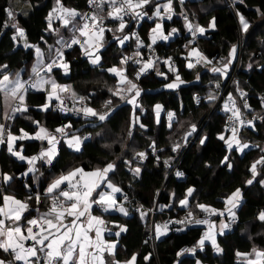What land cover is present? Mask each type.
I'll use <instances>...</instances> for the list:
<instances>
[{"label": "trees", "instance_id": "16d2710c", "mask_svg": "<svg viewBox=\"0 0 264 264\" xmlns=\"http://www.w3.org/2000/svg\"><path fill=\"white\" fill-rule=\"evenodd\" d=\"M14 1L0 0V65H8L4 71L12 73L13 76L19 72L24 80H28L31 69L37 61L35 47L26 48L23 39L18 38L14 41L12 37L16 35L15 29L11 26L4 27L6 22L10 23L7 10L12 9ZM20 2L17 22L20 27L25 29L27 43L38 46L47 63L54 56L55 48L59 47L57 44L59 28L54 26L56 31L46 30L48 23L46 17L55 6L56 0H20ZM23 2L31 6L32 10L29 14H27ZM62 3L68 8L78 10L81 14L88 7V0H62ZM154 3L155 1H153V5ZM173 7L176 14L172 20L163 24L166 32L171 31L172 28L178 29V36L169 42H158L154 47L160 55L170 57L176 62L177 74L185 83L176 89L168 90L165 85L173 82L175 75L170 69H165L162 66L157 68L162 73L166 72L167 78L156 77L153 74L136 81L143 89L139 97L143 110L136 109V115L139 117V122L145 124L146 127L141 129L137 124L132 129V136L129 137L127 131L132 117V106L120 102L109 92V89L116 85L118 77L110 74L107 69L114 65L120 66L119 61L123 56L138 51L136 50V41L128 42L124 47H120L113 38V32L107 31L104 34V42L107 41V47L105 46L100 51L102 56L100 65L94 66L82 50L74 49L72 52L64 54L65 60L69 64L67 74L63 69L55 68L51 76L57 83L71 86V90L75 91L77 97L84 96L87 104L98 111H103L104 102L112 99L115 111L105 122H100L92 117L90 119L73 117L65 119L54 107L47 112L41 110L39 106L46 102V92L36 90L27 92L28 112L20 116L15 115V119L9 121L10 130L14 134L19 135L20 129L33 134L34 130H37V125L33 121H39L40 125L49 131L71 123L70 130L79 135L83 133L86 138L82 142L80 151H72L62 143L58 145V155L50 165L43 163L42 169L39 170L38 181L34 177L35 174L23 175L28 170L27 162L12 156L7 151V145H2L0 148V172L13 176V180L7 185H0V187H3L7 194L14 195L21 201H27L30 207L25 217L36 218L39 211L49 209L51 201L46 195V189L49 183L61 174H66L69 172L68 170L76 166L84 168L85 171H92L107 163H115V171L110 172L109 179L119 186L131 201L130 205L127 204L130 216L103 213V218L108 221L109 227L121 224L128 228L127 233L121 234L119 238L120 245L116 251L117 259L123 261L135 253L137 254V264H177V260L180 261V264H195L196 260L201 261V264H243L240 262V257L235 255L237 251L250 253L253 247L264 250V224L257 219L258 213L264 208V188L258 182H254L252 186L244 183L246 179L250 178L249 166L262 154L260 150H251L239 155L233 150L230 155L233 168L229 170L220 164L223 156L228 154L224 142L217 138L220 133L229 135L225 128L224 113L221 112L224 99L212 112V108L219 98L208 102L207 97L210 90L218 91L219 94L226 90L225 98L231 93L243 115L250 118L256 117L257 114L264 116V105L260 99L264 96V16L259 15L256 11L259 8L264 12V0H244V4H239L235 0H185L182 5L183 9L175 2ZM152 8L153 6L149 5L146 9L151 12V15L153 14ZM237 11L242 13L251 24L246 34L240 31ZM185 15L194 25L199 24L208 30L205 36L199 37L198 44L195 46L209 60L213 61V66H219L218 62L220 63L221 58L228 56L233 45L238 47L240 59L238 70L236 69L237 65L232 63L227 78H224L210 70L203 71L199 66L191 69L187 67L186 51L183 49V45L188 39ZM100 16L105 17L107 28L115 30L117 22L110 20L106 11L100 13ZM213 17H215L216 27L210 28L209 24ZM156 22V19L149 20L146 15L138 29V35L147 45L151 44L150 31ZM53 23L57 24V21L52 20ZM129 31L131 29L127 25L124 33ZM115 34L120 35V32ZM50 46L53 49L51 52L49 51ZM139 52L142 56H146L143 49ZM249 64H252L251 69L248 67ZM126 66V75L130 79H134L133 75L140 65H134L129 61ZM233 74H235L234 78ZM197 75L200 77L199 80H197ZM100 84H104V88ZM217 84H219V88L216 87ZM238 87L247 93L244 99H241L240 92L237 91ZM195 94H200L204 98L203 104L199 107L194 105ZM245 101L250 105L248 110L243 107ZM156 104L163 106L159 122L156 120L154 111ZM168 112L174 113L171 121H169ZM3 113L4 100L3 94L0 93L1 119H3ZM191 124H195L196 128H200L202 132L190 148L186 149L184 144L185 149L173 152V146L176 143H181L184 134L190 130ZM254 125L255 130L248 126L238 134L246 136L255 134L257 131L260 132L257 135L259 140L264 141V120L256 118ZM102 132L113 134L115 139L121 137L119 139L122 141L110 144L111 141H107V138L101 135ZM88 136L90 138H87ZM203 136H207L208 139L205 145L201 146L199 139ZM105 143L110 144L109 147ZM153 144L155 151L151 149ZM21 145L23 154L26 156L38 155L42 149L46 148L45 143L37 140L17 141L15 147L19 148ZM131 149L148 154L146 161L142 163V171L139 176H134L128 169V166L139 165ZM165 160H169L170 166L164 164ZM125 161H129L130 164H126ZM176 164H178L179 170L184 173L185 182H178L171 176ZM259 179L258 176L257 181ZM189 187L194 188L195 191L189 199L188 208H182L179 205V200L184 198ZM238 187L243 190L244 199L236 211L237 223L232 229L226 230L223 236L217 235L218 243L224 250L222 254H217L211 244L206 242L203 252L198 249L195 256L185 253V255L177 257V252L196 245L205 230L200 225H190L180 233L167 234L160 239H152L154 244L152 243L149 227H151L153 219L156 223L167 222L170 219L185 216L189 210L193 211L196 217H202V212L196 208L198 203L224 210L225 198ZM173 193L175 197H173ZM36 195L40 197L39 204L35 201ZM29 196L33 198L28 199ZM141 206L144 211L148 212L144 219H141L140 211L138 214L135 213ZM154 207H156L155 214H152L153 212L150 213L149 210ZM221 220L227 222L226 214L224 217L217 216L214 219L217 228ZM0 256L4 257L1 252ZM144 256H149L150 259L144 261L142 259Z\"/></svg>", "mask_w": 264, "mask_h": 264}, {"label": "snow or ice", "instance_id": "6c2138e0", "mask_svg": "<svg viewBox=\"0 0 264 264\" xmlns=\"http://www.w3.org/2000/svg\"><path fill=\"white\" fill-rule=\"evenodd\" d=\"M239 4H244V0H235ZM183 4L184 0H180ZM90 7L102 11L107 5L109 11L107 17L117 22L115 30L107 28L104 24V16L97 14V11L91 12V14H81L76 9L68 8L64 6L62 0H56L55 6L48 13L46 20V30L56 31L53 28L52 20L55 17L59 20L64 27L72 25V36L68 41H64L63 38L57 40V44L61 47L55 48L54 56L49 62H45L44 54L38 46L27 43V37L25 29L20 27L16 20V14L11 10H7L8 20L11 21V27L15 29L16 35L12 37L14 41L18 38L25 40V47H35L37 61L31 69V75L28 80H24L19 72L14 76L10 72L4 71L8 68V65H0V93L4 97V113L3 119L5 123H0V145L6 144L7 151L17 159L26 161L28 164V170L23 175L28 173L35 174L39 171L36 168L38 161L51 164L52 161L58 155V144L61 139H64L67 146L75 151H80L82 146V138L79 135L69 134L66 130L72 127L71 123L61 125L49 131L46 127L40 125L39 121H33L37 125V130H34L33 134L19 130V135L14 134L10 127L7 125V121L14 120L16 113L28 112L29 108L26 103V95L29 88L37 91H44L47 93L46 102L39 107L42 111L47 112L52 105V101L55 100L58 103L56 108L61 112H74L76 114H83L84 117H92L100 122H105L109 119L112 113L115 111L113 107V100L109 99L103 104V111H98L93 107L83 103L86 98L83 96L77 97L75 91L71 90L69 85H61L51 77V73L54 67L63 69L67 74L69 70V64L64 59L63 48H71L73 45H79L82 52L88 57L89 61L94 65H100L102 56L99 54V50L103 47L104 34L106 31L113 32V38L116 42L123 47L125 42L135 38L137 48L148 47L151 48L158 40L167 41L172 34L178 32V29L172 28L171 32L166 34L163 21L165 19L172 20L176 14L173 8V0H167L166 3H160L159 0L153 5V0H88ZM153 5L152 17L155 18V26L151 28L149 39L151 44L145 45L140 36L129 31L124 33L127 27V21L124 17L128 16L131 19L142 20L148 15L147 6ZM257 13L264 16L259 8L256 9ZM239 20L240 31L242 33H248L251 27L250 22L239 11L236 12ZM80 17V21L77 22L76 18ZM185 19V27L191 33L193 40L199 35L206 33V28L191 23L187 16ZM6 22L4 27H8ZM210 28H215V17L212 18ZM95 31H92V30ZM120 32L122 35L117 36L115 33ZM78 34V35H77ZM80 37H84L81 40ZM43 39V37H41ZM53 49L49 48L51 52ZM237 52L236 45L230 48L228 56L221 58L219 66H212L210 71L218 73L224 78H227L230 66L235 60ZM190 57H196L195 62L189 61L187 67L193 68L195 64L203 62L205 65L213 64L212 60H209L198 48H192L189 52ZM137 57H140L139 59ZM159 59L158 57L156 58ZM129 61L133 64L140 65L136 71L135 79H130L126 73L127 68L123 67L128 65ZM171 58L164 60L165 64H169ZM120 66H112L107 69L109 73L118 77V81L113 88L109 89V92L113 97L118 98L120 102H124L132 106V117L129 123L128 136H132V129L139 124L141 129L146 127L145 124L139 122V117L136 115V109H142V105L139 101L143 89L136 82L140 79L141 75L145 74L149 70L154 69L157 76H164L165 74L160 72L155 67V61L152 58L144 60L142 54L139 51L133 53L132 57L123 56L119 61ZM248 67L251 69L252 64ZM47 73L48 75H42ZM167 78V77H165ZM197 75V80H199ZM185 83L179 74H176L175 80L165 85L168 89H176L181 84ZM219 88V84L216 85ZM240 92L241 99L247 96V93L242 89L237 88ZM71 92L73 100V107L68 108L64 106V101L58 93ZM77 98L82 102L81 107H75V101ZM209 102L217 99L214 94H209L207 97ZM262 104H264V97L261 98ZM199 103V99H197ZM244 108L250 109V105L245 101ZM163 106L156 104L154 111L156 113L157 122H159V115ZM223 110L231 113L228 117L230 122L226 132L220 133L218 139L223 141L226 145L228 154L224 155L220 160V164L231 170L233 168V162L230 159L231 152L235 149L237 152L243 154L245 149L250 146L248 143L243 142L238 133L239 129L244 127L245 124L249 127H255L254 119L259 118L264 120V116L257 114L253 119L245 121L242 117L241 108L237 106L235 98L229 93L227 100L224 102ZM169 121L174 117L173 112H168ZM30 119V117H29ZM197 131L196 125L191 124L190 130L187 131L183 137L184 143L188 142V137L192 136ZM59 134V135H57ZM86 138V137H85ZM208 137L203 136L199 139L201 146L205 145ZM23 140H37L46 141L48 147L42 149L38 155L26 156L23 154V146L19 148L14 147L17 141ZM180 143H176L172 151L176 152L181 148ZM155 151V145H152ZM264 152V150H262ZM136 157L140 160L147 158L145 152H137ZM159 160V157H157ZM126 164H130L129 161H125ZM164 164L170 166L169 160H165ZM116 168L115 163H107L103 168H96L92 171H85L84 168L78 167L61 174L58 178L51 181L46 189V195L50 198L49 210L46 213L38 215L36 218H27L24 213L29 209L30 205L27 201H21L14 195L4 192L3 187H0V251L6 254L9 258H0V264H137V254H132L129 259L119 260L116 258V248L118 239L108 240L105 239V233H109L110 236L119 238L121 233H127L128 228L126 225L114 224L116 231H112L107 227L108 221L103 218V213H110L116 211L123 216H128V209L124 207L117 198L118 193H122V189L112 183L109 179V173L114 172ZM134 176H139L142 169L137 166L130 168ZM250 178L246 179L244 183L248 186H252L254 182H258L264 185V154L260 155L258 159L254 160L248 168ZM177 177H182L183 172L176 171ZM260 177L257 181V177ZM13 180V176L8 173L0 172V185H7ZM67 184V189L61 186ZM103 186V187H102ZM27 187V186H26ZM97 189H100L97 191ZM110 190V191H109ZM194 188L189 187L183 199L179 200V205L182 208H188L189 198L192 197ZM95 193V196L93 195ZM173 197L175 194L173 193ZM33 197L29 196L28 199ZM244 199V193L241 188H236L228 197L225 198V209H217L210 205L197 204L201 212L207 216L216 215L224 217L227 213V217L231 222L236 220L235 209L239 208L242 200ZM127 200V197H125ZM37 204L40 203L39 195L35 196ZM98 206V210L101 215L93 214V206ZM141 219L147 217L148 212L141 208L139 209ZM149 211H152L150 209ZM69 218H71L69 220ZM257 219L264 222V210L260 211L257 215ZM22 220L24 221L22 223ZM169 224L176 225H207V230L203 232L200 238L197 240L196 245L191 248H185L177 252V257L185 255V253L196 255L197 250L203 252L206 246V242H209L213 250L217 254L223 253V248L220 246L217 240V235L223 236L225 231L231 228L230 222L221 220L219 226L215 222H210L208 218L199 219L196 218L193 211L189 210L186 216L182 220H170L164 224L154 225L155 239H160L162 236L167 235L170 231ZM183 228H177L176 231H182ZM30 242V243H29ZM146 242V241H145ZM105 254L110 258L106 260ZM237 257H245L246 264H264V250L253 247L250 253H241L237 251L235 253ZM251 257V258H249ZM144 261L150 259L149 256L142 257ZM177 264L180 261L177 260ZM195 264H201V261L196 260Z\"/></svg>", "mask_w": 264, "mask_h": 264}, {"label": "built area", "instance_id": "2783aa9c", "mask_svg": "<svg viewBox=\"0 0 264 264\" xmlns=\"http://www.w3.org/2000/svg\"><path fill=\"white\" fill-rule=\"evenodd\" d=\"M153 1H156V0H153ZM159 1H162V0H159ZM164 1V0H163ZM185 1V0H184ZM173 2H175V3H177V4H179L180 5V7L182 8V5L183 4H181L180 3V0H173ZM183 9V8H182ZM93 11H97V14L98 15H100V13H102V12H104V11H106V12H108L109 11V9H108V7H107V5H105V7H104V9L102 10V11H100V10H98V9H95V8H93V7H90L89 6V4H88V7H87V10L83 13V14H91V12H93ZM185 16H187V15H185ZM184 16V17H185ZM78 19H79V21H80V17H77ZM187 18H188V16H187ZM110 20H112L111 18H109ZM124 19H125V21H127V24L130 26V28H131V32H135V33H137L138 34V27H139V24H140V20H135V19H131L130 17H128V16H125L124 17ZM189 20V19H188ZM113 21V20H112ZM190 21V20H189ZM191 23H193L192 21H190ZM104 24H105V20H104ZM194 24V23H193ZM92 31H95L94 29L92 30ZM78 35V34H77ZM72 36V33L69 35V37L66 39V41H68L69 39H70V37ZM80 39L81 40H84L85 38L84 37H80ZM198 34H197V36L195 37V39L193 40V38H192V35H191V33L188 31V39H187V41H185V43H184V45H183V49H186L187 47H190V46H195V45H197L198 44ZM145 43V42H144ZM145 45H147V44H145ZM74 49H80V47H79V45H73L71 48H67V47H65V48H63V51H64V54L65 53H67V52H72ZM141 49H143L144 50V52H145V54H146V56L144 57V56H142V58L144 59V60H147V59H149V58H152L154 61H155V67H158V66H162L163 68H165V69H170L171 71H172V73L176 76V74H177V69H178V67H177V64H176V62H174L172 59H171V61H170V63L169 64H165L164 63V60L165 59H167L168 57H164V56H162V55H160L158 52H157V50L155 49V47L154 46H151V48H148V47H141V48H136V50H138V51H140ZM81 50V49H80ZM238 52V51H237ZM159 58L158 60L156 59V58ZM239 57V56H238ZM64 59H65V56H64ZM66 61V60H65ZM68 63V62H67ZM136 65V64H135ZM56 67H54V69H55ZM155 75L156 77H159V76H157L156 75V72H155V70L154 69H152V70H149L148 72H146L145 74H143V75H141V77H140V79H142L144 76H149V75ZM164 77H167V73L166 72H164ZM229 74V73H228ZM135 75H136V73L133 75V77H134V79H135ZM234 76H235V74H233V78H234ZM139 79V80H140ZM138 80V81H139ZM33 90H32V88H29V90H28V92H32ZM225 93H226V90L222 93V95L219 97V99H218V101H221L222 99H224V102L227 100V98H225ZM264 97V96H263ZM262 97H260V99H261ZM197 99H199V103H197ZM218 101H217V103H218ZM203 102H204V98H203V96L202 95H200V94H195V96H194V105H195V107H199V106H201L202 104H203ZM83 103H86L87 104V102L86 101H84ZM220 103V102H219ZM245 103V102H244ZM261 103H262V101H261ZM81 104H82V102L77 98V100L75 101V107H81ZM88 105V104H87ZM264 105V104H263ZM64 106L65 107H68V108H72L73 107V100L72 99H66V100H64ZM89 106V105H88ZM238 106V105H237ZM238 107H240V106H238ZM247 110H248V108H246ZM57 111L59 112V114H60V116L62 117V118H70V117H73V118H76V119H82V118H84V116H83V114H76V113H74V112H71V111H69V112H67V113H65V112H61V111H59V109L57 108ZM231 115V113H228V112H224V116H225V128L227 129L228 128V126H229V124H230V122H229V120H228V117ZM242 117H243V119L245 120V121H247V120H250V119H253V118H250V117H248V116H245V115H243L242 114ZM1 121V120H0ZM10 121V120H9ZM9 121H7V125L9 126ZM254 121H255V119H254ZM1 123H5V121H1ZM246 127H248L247 126V124H245V126L244 127H242V128H240L239 129V132L241 131V130H243L244 128H246ZM230 134V133H229ZM88 138H90V136H88ZM4 145V144H3ZM1 146L2 145H0V148H1ZM179 164V163H178ZM178 164H176L174 167H173V171H174V173H176V171H180L179 170V166H178ZM181 172V171H180ZM174 177L178 180V181H180V182H185L186 181V177H185V175H183L182 177H177L175 174H174ZM67 184H65L62 188H64V189H67ZM125 197H127V200H125ZM118 199H119V201H120V203H122V204H124V205H127V203H129V201H130V199H129V196L127 195V194H125V193H121L119 196H118ZM264 210V209H263ZM139 210L137 209L136 210V214H138L139 212H138ZM262 211V210H261ZM186 216V215H185ZM185 216H183V217H179V218H175L174 220H182V219H184L185 218ZM217 216L216 215H212V216H207L206 217V214L204 213V215H202V217H200L199 219H204V218H208L209 219V221L210 222H213L214 221V219L216 218ZM31 219V218H30ZM227 222H230L231 223V228L230 229H232L235 225H236V223H237V217H236V220L234 221V222H231L230 221V219L228 218V220H227ZM261 222V221H260ZM188 226H190V225H176V224H171V225H169V228H170V231L167 233V234H177V233H180V232H182V231H176V229L177 228H183V229H185L186 227H188ZM206 228H207V225H206ZM154 229V228H153ZM207 230V229H206ZM206 230H204L203 232H205ZM228 231V230H227ZM203 234V233H202Z\"/></svg>", "mask_w": 264, "mask_h": 264}, {"label": "rangeland", "instance_id": "374dc122", "mask_svg": "<svg viewBox=\"0 0 264 264\" xmlns=\"http://www.w3.org/2000/svg\"><path fill=\"white\" fill-rule=\"evenodd\" d=\"M226 1V0H225ZM167 2V0H164V1H161L160 3H166ZM21 4V2H20V0H15L14 1V3H13V6H12V11L16 14V20H17V16H18V13H19V5ZM23 4H24V7H25V10H26V12H27V14H29L30 12H31V6L29 5V4H27V3H25V2H23ZM173 5H174V2H173ZM174 8V7H173ZM153 15V14H152ZM152 15H151V12L150 11H148V15H147V17H148V19L149 20H154L155 18H150V17H152ZM76 20H77V22H79V20H78V18H76ZM53 21H57V24H55V23H53L52 25H53V27L54 26H56L57 28H61V26H62V23L59 21V20H57L55 17L53 18ZM169 20H167V19H165L164 21H163V23L164 22H168ZM10 25H11V21H10V23H9V27H10ZM128 25V24H127ZM139 26H141L140 24H139ZM72 25L70 24L67 28H62V35H65V37H64V39L65 38H68L69 37V35L72 33ZM127 29V27L125 28V30ZM165 29V28H164ZM124 30V31H125ZM208 30L206 29V32H207ZM60 32V30H58V33ZM107 32V31H106ZM105 32V33H106ZM171 31H168V32H166V30H165V33L166 34H168V33H170ZM117 36H120V35H122V33H120V35H118V34H116ZM206 35V34H205ZM178 36V33H175V34H172L171 36H170V38H169V40H173V39H175L176 37ZM63 39V40H64ZM133 41V43L135 42V38H132V39H130V40H128V41H126L125 42V45L126 44H128V42H132ZM158 41H160V40H158ZM158 41L156 42V44L158 43ZM155 44V45H156ZM119 45V44H118ZM124 45V46H125ZM105 46L107 47V41L106 42H104L103 41V47L99 50V54H100V51L101 50H103L104 48H105ZM120 46V45H119ZM123 46V47H124ZM121 47V46H120ZM197 48L196 46H190V47H187L186 49H184L186 52H187V50L188 49H190V48ZM237 47V46H236ZM239 49H238V47H237V51H238ZM133 52H131V53H129L127 56H129V57H132L133 55ZM131 55V56H130ZM236 64L237 65V67H236V69L238 70V67H239V64H240V59H239V57H238V52H236V57H235V60L233 61V64ZM211 65V64H210ZM218 65H220V63L218 62ZM197 66H199L203 71H207V70H210L211 69V67L209 66V65H205L203 62H201V63H199V64H197V65H195V67H197ZM123 67H126L127 68V66L125 65V66H123ZM248 68V67H247ZM110 74H112V73H110ZM114 75V74H113ZM138 82V81H137ZM214 82H217V81H214ZM219 82H220V80H219ZM100 86H103V88H104V84H100ZM72 89V88H71ZM74 89V88H73ZM34 90V89H33ZM168 90H170V89H168ZM209 94H214L215 96L217 95V97L219 96H221L222 95V93H220V95H219V93H218V91L216 92V91H214V90H210V92H208ZM218 93V94H217ZM65 98L64 99H62L63 101L64 100H66L67 98H70L71 97V92L70 93H67L65 96H64ZM84 97V96H83ZM54 104V102H52V105ZM51 108H53V107H51ZM50 108V109H51ZM23 113H17L16 115L17 116H20V115H22ZM156 114V113H155ZM161 115H162V110H161V112H160V115H159V121H160V119H161ZM156 120H157V117H156ZM0 123H1V121H0ZM182 128V127H181ZM71 128H69V129H67L66 131L69 133V134H75V135H79V134H76L74 131H71L70 130ZM253 130H255V128L253 127L252 128ZM129 131V130H128ZM128 131H127V133H128ZM133 132V131H132ZM200 132H202V130H200V128L199 129H197V132H195V133H193V135L192 136H190V137H188V142L185 144L184 143V140H183V138L181 139V148L178 150V151H180L182 148L183 149H185L184 148V144L186 145V149H188V147H189V145L193 142H195V140L197 139V137L199 136V134H200ZM259 133L260 132H255V134H247L246 136H242L241 135V133L240 134H238L239 135V137H240V139L243 141V142H246V143H248L249 144V148L247 149V150H244V153L243 154H245V153H247V152H249V151H251V150H255V151H257V150H260V153L261 154H264V152H262V150H264V141H262V140H259V138H258V136L257 135H259ZM57 135H59V134H57ZM101 135H103V136H105L106 138H107V141H111L110 142V144H112V142H115V141H122V140H120L119 138H121V137H118L117 139H115V138H113V134H111V133H107V134H105L104 132H102L101 133ZM185 135V134H184ZM228 135V134H227ZM81 138H82V142H84L85 141V134H80L79 135ZM184 137V136H183ZM42 142V141H41ZM42 143H45V145H46V148L48 147V145H47V142L46 141H43ZM64 144L66 147H68L67 146V144L65 143V141H64V139H61L60 140V143L58 144V145H60V144ZM105 144H108V143H105ZM110 144H108V146L107 147H109V145ZM114 145V144H113ZM124 146H125V143H124ZM191 146V145H190ZM14 147H15V145H14ZM45 148V149H46ZM71 149V148H70ZM152 149V151H153V147L151 148ZM72 151H75L74 149H71ZM233 150H235V149H233ZM131 151H132V153L135 155V160H137V162H138V164L139 165H133V166H128V169L130 170V168H135V167H137V166H139V167H141L142 166V163H144L145 161H146V159H144V160H140L138 157H136V151H135V149H131ZM236 151V150H235ZM237 152V151H236ZM154 153V152H153ZM239 153V152H238ZM147 154V153H146ZM243 154H241V153H239V155H243ZM147 157H148V154H147ZM178 159V158H177ZM174 161H175V159H174ZM26 162V161H25ZM46 164V163H45ZM137 164V163H136ZM43 165V161H38L37 162V164H36V168L37 169H42V166ZM105 166V165H104ZM103 166V167H104ZM79 166H76V167H74V168H78ZM103 167H99V168H103ZM73 168V169H74ZM98 168V167H97ZM142 168V167H141ZM73 169H71V170H73ZM71 170H68V171H71ZM39 173H40V171H38V172H36L35 173V175H34V177L36 178V180L38 181V179H39ZM31 174H33V173H31ZM110 174V173H109ZM108 174V175H109ZM264 186V185H263ZM120 194V193H119ZM130 199V198H129ZM190 199V198H189ZM128 205H130L131 204V201H129V203H127ZM124 205V204H123ZM124 207L125 208H127L128 209V207H127V205H124ZM154 210H156V207H154V208H152V211H150V213L151 212H153L152 214H154ZM128 212H129V215L128 216H130L131 215V213H130V211H129V209H128ZM28 213V212H27ZM26 213V214H27ZM25 214V215H26ZM201 214H203L204 215V213L202 212ZM122 215V214H121ZM227 216V215H226ZM196 218H200V217H196ZM200 226H203V225H200ZM149 231H150V239H151V241H152V243L154 244V241L152 240L153 239V237H152V231H153V233H154V229L152 230V227H149ZM163 237V236H162ZM120 245V244H119ZM118 245V246H119ZM118 246H117V248H118ZM117 248H116V251H117ZM107 260V259H106ZM241 261H243V260H241ZM244 263H246V261H243Z\"/></svg>", "mask_w": 264, "mask_h": 264}, {"label": "crops", "instance_id": "0c3cea01", "mask_svg": "<svg viewBox=\"0 0 264 264\" xmlns=\"http://www.w3.org/2000/svg\"><path fill=\"white\" fill-rule=\"evenodd\" d=\"M62 28H67V27H64L63 25L61 26V28H59V30H60V32H59V39L60 38H63L64 39V37H65V35H62ZM206 34V33H205ZM205 34L204 35H199L198 34V38L200 37V36H205ZM66 39V38H65ZM65 39H64V41H65ZM169 41H171V40H167V41H158V42H169ZM193 48V47H192ZM192 48H190V49H188L187 50V52H186V55H185V58L188 60V62L191 60V61H193V62H195V60L197 59L196 57H190L189 56V52L191 51V49ZM137 58H139V57H137ZM195 65H197V64H195ZM210 67H212L213 65L211 64H208ZM195 67V66H194ZM42 75H48V74H43V72H42ZM51 75V74H50ZM52 77V76H51ZM53 78V77H52ZM53 79H55V78H53ZM57 82V81H56ZM59 84V83H58ZM34 91H35V89H34ZM37 91V90H36ZM42 92H44V91H42ZM67 93H70V92H63V93H58L60 96H61V99H64L65 97V95L67 94ZM220 95V94H219ZM217 98H219V96L217 97ZM3 100H4V97H3ZM52 102H54V104H53V107H55V105L58 103L57 101H55V100H53ZM208 102H209V100H208ZM217 103H215V105H216ZM215 105H214V107H215ZM218 105L219 104H217V107H218ZM214 107L212 108V110L214 109ZM217 107H216V109H217ZM221 112H225L224 110H223V106H222V109H221ZM230 135V134H229ZM245 150H247V149H245ZM55 160V159H54ZM53 160V161H54ZM52 161V162H53ZM103 187V186H102ZM262 187L264 188V186L262 185ZM100 189H97V191H99ZM110 191V190H109ZM94 196H95V193L93 194ZM117 195V198H118V196H119V193L118 194H116ZM119 200V199H118ZM239 208H237V209H235V211H237ZM49 210V209H48ZM48 210H44V211H39L37 214H36V216L35 217H37L38 215H40V214H43V213H46ZM29 211V209L24 213V216H25V214L27 213ZM110 213H116V214H119V215H121L119 212H116V211H111ZM93 214L94 215H101V212L98 210V206H96V205H94L93 206ZM226 215H227V213H225ZM122 216V215H121ZM71 218H69V220H70ZM24 221L22 220V223H23ZM214 222V221H213ZM261 223H263L264 224V222H261ZM216 224V223H215ZM219 225V224H218ZM107 227L109 228V229H112V231L114 232V231H116L117 229H115L114 227H109L108 225H107ZM203 227H204V229H207L206 228V225H203ZM121 234H123V233H121ZM120 238V237H119ZM119 238H116V237H114V235H112V236H110L109 235V233H105V239H108V240H115V239H118V243H117V246L119 245ZM30 243V242H29ZM209 243V242H208ZM1 253H2V251H0ZM3 254V253H2ZM4 255V257H6V254H3ZM189 255H191V254H189ZM4 257H1L0 256V258H4ZM6 258H9L10 259V257H6ZM105 258L107 259V260H110V258L107 256V254H105ZM249 258H251V257H249ZM240 260H243V261H246V258L245 257H240ZM243 261H240L241 263H243V264H246V263H244Z\"/></svg>", "mask_w": 264, "mask_h": 264}, {"label": "bare ground", "instance_id": "6f19581e", "mask_svg": "<svg viewBox=\"0 0 264 264\" xmlns=\"http://www.w3.org/2000/svg\"><path fill=\"white\" fill-rule=\"evenodd\" d=\"M174 171L172 170V172H171V176L172 177H174ZM174 179H176L175 177H174ZM177 180V179H176ZM178 181V180H177ZM178 182H180V181H178ZM182 183V182H181ZM264 208H262L261 210H263ZM155 214V213H154ZM175 218H173V219H170V220H174ZM170 220H168L167 222H169ZM167 222H161V223H156L155 221H154V219H153V222H152V225H151V227H152V230H153V228H154V225L155 224H164V223H167ZM169 225H171V224H169ZM152 237H153V240H155V235H154V233H153V231H152Z\"/></svg>", "mask_w": 264, "mask_h": 264}, {"label": "water", "instance_id": "95a60500", "mask_svg": "<svg viewBox=\"0 0 264 264\" xmlns=\"http://www.w3.org/2000/svg\"><path fill=\"white\" fill-rule=\"evenodd\" d=\"M221 98V97H220ZM220 100V99H219ZM219 102L220 101H218V103L217 104H219ZM217 104L215 105V107H214V109L212 110V112H214L215 111V109H216V107H217ZM193 144V142L190 144V145H192ZM190 145H189V147L188 148H190Z\"/></svg>", "mask_w": 264, "mask_h": 264}, {"label": "clouds", "instance_id": "9594fccd", "mask_svg": "<svg viewBox=\"0 0 264 264\" xmlns=\"http://www.w3.org/2000/svg\"><path fill=\"white\" fill-rule=\"evenodd\" d=\"M78 20H79V19H78ZM130 29H131V28H130ZM0 120H1L2 122L4 121V119H1V118H0ZM205 230H206V229H205Z\"/></svg>", "mask_w": 264, "mask_h": 264}]
</instances>
